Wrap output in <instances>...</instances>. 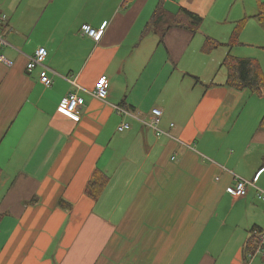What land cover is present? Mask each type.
I'll list each match as a JSON object with an SVG mask.
<instances>
[{"label": "crops", "instance_id": "0c3cea01", "mask_svg": "<svg viewBox=\"0 0 264 264\" xmlns=\"http://www.w3.org/2000/svg\"><path fill=\"white\" fill-rule=\"evenodd\" d=\"M181 10L201 28L162 38ZM260 14L264 0H0V264H264V90L228 87L223 66L264 74ZM41 47L51 87L26 71ZM69 93L85 100L75 115ZM96 171L110 181L95 201ZM239 178L253 185L235 198Z\"/></svg>", "mask_w": 264, "mask_h": 264}, {"label": "trees", "instance_id": "16d2710c", "mask_svg": "<svg viewBox=\"0 0 264 264\" xmlns=\"http://www.w3.org/2000/svg\"><path fill=\"white\" fill-rule=\"evenodd\" d=\"M264 14H260L263 16ZM203 20L197 15H194L186 10H181L178 15L173 18H170L169 25L165 23L166 28L161 30L160 33L163 35L165 30H168L170 27L178 26L184 29L196 33L202 26ZM242 29V24L237 26L235 32L232 35L230 45H233L238 42V36ZM216 42L210 41L207 45V49H214L217 47ZM223 66L227 69L228 87L234 88L236 90H249L253 94L262 95L264 90V74L259 66V64L250 59H240L228 55L223 62ZM2 170L0 168V175ZM110 177L104 174L101 171H96L89 181L86 188V195L92 200H98L103 192L105 191ZM60 206L66 210L70 209V205L60 201ZM4 219V214H0V225Z\"/></svg>", "mask_w": 264, "mask_h": 264}, {"label": "built area", "instance_id": "2783aa9c", "mask_svg": "<svg viewBox=\"0 0 264 264\" xmlns=\"http://www.w3.org/2000/svg\"><path fill=\"white\" fill-rule=\"evenodd\" d=\"M6 18H7L6 15H0V23L4 22ZM81 30L84 35L88 36L89 38L95 41H99L102 37V30L97 31L89 25H83ZM5 46H8V43L0 35V50L4 48ZM47 56H48V53L44 47L37 49L35 54L29 58V61L26 66V71L30 73L37 67L42 68L43 70L41 73V83L45 85L46 87H51L53 82L51 78L48 76V73L50 70L44 66ZM0 62L7 63L5 56L2 55L1 53H0ZM92 94L94 97H96L97 99L101 101H104L107 99L108 81L106 78H101L98 81V84ZM84 105H85V100L82 97L78 96L75 93H69L62 99L60 108H61V111H63L67 115H75ZM117 111L120 113H126V111L120 106L117 107ZM152 113L155 117L152 125L158 126V124L160 123L162 112L159 109H154ZM129 128L130 127L128 124H122L119 127V132H125ZM252 185L253 184L239 178L237 179L234 188L230 191V194L236 198H242L246 196L247 188ZM258 198L260 200H264V192L259 191ZM256 255L264 259V231L258 234V246L256 247V250H255V256Z\"/></svg>", "mask_w": 264, "mask_h": 264}, {"label": "rangeland", "instance_id": "374dc122", "mask_svg": "<svg viewBox=\"0 0 264 264\" xmlns=\"http://www.w3.org/2000/svg\"><path fill=\"white\" fill-rule=\"evenodd\" d=\"M234 197V196H233ZM236 198V197H235Z\"/></svg>", "mask_w": 264, "mask_h": 264}]
</instances>
